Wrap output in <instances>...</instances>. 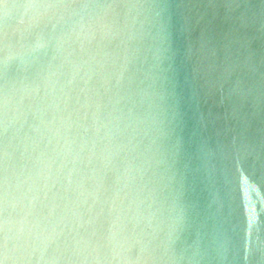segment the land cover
I'll return each mask as SVG.
<instances>
[{"label":"water","instance_id":"95a60500","mask_svg":"<svg viewBox=\"0 0 264 264\" xmlns=\"http://www.w3.org/2000/svg\"><path fill=\"white\" fill-rule=\"evenodd\" d=\"M0 264H264V0H0Z\"/></svg>","mask_w":264,"mask_h":264}]
</instances>
